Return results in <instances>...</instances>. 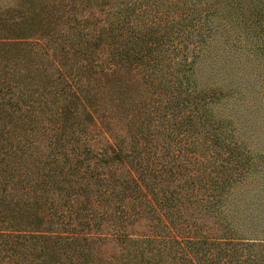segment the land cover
Masks as SVG:
<instances>
[{
  "label": "trees",
  "instance_id": "16d2710c",
  "mask_svg": "<svg viewBox=\"0 0 264 264\" xmlns=\"http://www.w3.org/2000/svg\"><path fill=\"white\" fill-rule=\"evenodd\" d=\"M220 37L264 57V0H0V264H264L210 108L251 85L195 75Z\"/></svg>",
  "mask_w": 264,
  "mask_h": 264
},
{
  "label": "rangeland",
  "instance_id": "374dc122",
  "mask_svg": "<svg viewBox=\"0 0 264 264\" xmlns=\"http://www.w3.org/2000/svg\"><path fill=\"white\" fill-rule=\"evenodd\" d=\"M217 24H219L218 34L223 33L224 23L221 21ZM220 41V43H213L205 57L196 64L195 75L200 86H218L224 89V75L231 68L238 75L243 73L248 84L251 85V87L239 89L238 94L220 96L210 104V108L216 119L231 121L232 138L230 140L245 146L261 169L252 177L254 179L245 181L237 189V193H243V204L246 205L247 213L258 212L261 217H264V213L260 211L261 207H264V57L255 56L249 43L241 41L239 44L244 53L241 57L244 58V55L249 57L244 58L245 62L241 64L235 61L225 63L223 37H220ZM208 54H212V58L215 54L217 56L210 59ZM211 66L216 69L214 74ZM224 68H226L225 71Z\"/></svg>",
  "mask_w": 264,
  "mask_h": 264
}]
</instances>
